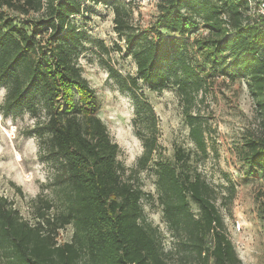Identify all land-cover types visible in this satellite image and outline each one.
Listing matches in <instances>:
<instances>
[{
  "label": "trees",
  "instance_id": "1",
  "mask_svg": "<svg viewBox=\"0 0 264 264\" xmlns=\"http://www.w3.org/2000/svg\"><path fill=\"white\" fill-rule=\"evenodd\" d=\"M86 1L112 7L114 30L124 40L117 49L136 66L123 74L107 64L133 101L142 152L131 168L117 158L118 143L78 63L88 35L73 16ZM252 1L158 0L155 20L144 29L130 21L135 0H0L1 110L37 115L39 157L53 167L50 194L31 199L34 221L0 194V264H242L222 212L234 183L227 175L226 184L212 183L198 168L215 141L197 99L212 76L245 77L253 113L237 150L245 175L264 172V16L248 14ZM142 86L174 89L192 149L175 145L173 159L163 157L158 118ZM147 168L155 197L139 178ZM154 200L171 237L168 248L144 212ZM68 224L71 236L60 241Z\"/></svg>",
  "mask_w": 264,
  "mask_h": 264
},
{
  "label": "rangeland",
  "instance_id": "2",
  "mask_svg": "<svg viewBox=\"0 0 264 264\" xmlns=\"http://www.w3.org/2000/svg\"><path fill=\"white\" fill-rule=\"evenodd\" d=\"M157 1L135 0L131 4V23L148 28L155 20ZM113 16L111 6L91 1L84 2V11L73 16V20L88 35L84 49L78 56V63L96 91L100 104L97 114L118 143L117 158L125 167L131 168L142 152L141 141L134 134L132 126L133 101L108 74L107 64L123 74H134L136 66L130 55L117 49L115 43L124 47V40L114 30ZM23 18L26 20V17ZM199 31L203 32L201 29ZM197 35L199 32L195 31L190 38ZM98 40L103 41L107 52H103L99 42H96ZM245 81L242 76L230 80L227 76L215 75L210 79L207 93L202 99L198 96L197 107L207 115L211 136L215 141L213 147L209 146L208 156L198 164V168L212 183L226 184V175L234 183L235 194L228 205V212L222 208L227 233L242 264H264V220L258 214L259 209L264 213V172L245 175L243 160L237 150L253 113ZM142 88L158 118V140L163 157L172 160L175 145L192 149L193 144L187 135L188 127L174 89L169 87L152 91L146 86ZM5 92V87L0 85V194L12 201L23 217L34 221L31 199L38 193L50 194L53 167L39 157L40 142L33 132L37 115L25 109L4 115L1 104ZM42 115L43 111H40L38 116ZM139 178L143 189L155 197V175L152 169L140 171ZM192 208L197 212L194 203ZM144 212L147 219L158 226L164 245L168 248L171 237L162 219L161 207L154 200L144 205ZM235 220L241 221L238 231L235 229ZM72 230V224L61 229L59 240H68Z\"/></svg>",
  "mask_w": 264,
  "mask_h": 264
},
{
  "label": "built area",
  "instance_id": "3",
  "mask_svg": "<svg viewBox=\"0 0 264 264\" xmlns=\"http://www.w3.org/2000/svg\"><path fill=\"white\" fill-rule=\"evenodd\" d=\"M257 7L255 8V6ZM249 15H263L264 16V0H254V3L250 2L249 4V10H248ZM201 30L205 33V30L201 28ZM241 227V221L235 220V229L238 231L240 230Z\"/></svg>",
  "mask_w": 264,
  "mask_h": 264
}]
</instances>
